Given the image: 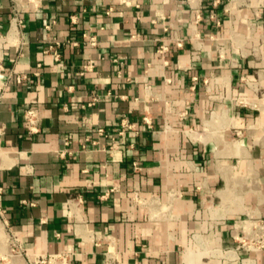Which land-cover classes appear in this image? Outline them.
<instances>
[{
  "label": "crops",
  "instance_id": "1",
  "mask_svg": "<svg viewBox=\"0 0 264 264\" xmlns=\"http://www.w3.org/2000/svg\"><path fill=\"white\" fill-rule=\"evenodd\" d=\"M0 209V264H264V0H0Z\"/></svg>",
  "mask_w": 264,
  "mask_h": 264
},
{
  "label": "built area",
  "instance_id": "2",
  "mask_svg": "<svg viewBox=\"0 0 264 264\" xmlns=\"http://www.w3.org/2000/svg\"><path fill=\"white\" fill-rule=\"evenodd\" d=\"M129 3V2H125ZM108 10V12H110ZM15 22L20 21L17 17L14 18ZM49 27V26H48ZM85 42L90 46H96L98 44V38L96 35H91L85 32L83 34ZM77 44V42H75ZM181 43H178V45ZM60 46L61 42L56 41L55 44H51L49 46L48 51H52L54 54V57L56 60L61 59V52H60ZM201 45L195 44L194 48L199 49ZM167 50L166 46H162L160 51L164 52ZM94 66L93 61H88L87 64L84 66V71H89ZM96 99V98H95ZM25 116L28 120L29 126L28 129L30 132H36L38 131V124H39V113L38 109L33 106H28L25 109ZM147 120V118H145ZM123 131L125 128L133 129L134 125L126 122L123 123ZM100 131H103L100 129ZM134 168L138 169L139 165L137 162H134ZM1 213V209H0ZM236 239L241 243L243 246L250 244L249 247L251 249H261L264 248V218L257 217L253 219L249 225V227L245 228L244 234L241 236H235ZM97 243V241L95 240ZM10 244H11V250L17 254V255H25L28 260L29 264H70V254L69 253H49V254H29L26 252L22 246V244L19 242V239L12 234L10 238ZM107 261L106 264H120L119 261H117L116 257H114L113 252H108L107 254Z\"/></svg>",
  "mask_w": 264,
  "mask_h": 264
}]
</instances>
